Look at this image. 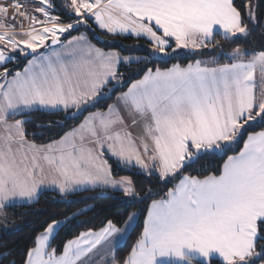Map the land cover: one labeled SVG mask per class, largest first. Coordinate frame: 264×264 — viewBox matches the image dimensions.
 <instances>
[{
    "label": "snow or ice",
    "instance_id": "snow-or-ice-1",
    "mask_svg": "<svg viewBox=\"0 0 264 264\" xmlns=\"http://www.w3.org/2000/svg\"><path fill=\"white\" fill-rule=\"evenodd\" d=\"M261 4L264 0H0L4 226L9 209L37 203L45 191L64 198L110 188L132 201L158 195L152 188L138 190L131 176H114L108 157L150 182L172 184L147 204L125 256L116 253L136 224V212L122 228L106 219L62 249L52 245L61 230L90 210L81 209L63 220L53 213L44 221L21 264H264V129L249 131L264 125V45L237 44L225 52L222 44L247 40L264 28ZM92 22L111 36L146 40L147 55L104 50L83 33L62 39ZM215 49L220 52L208 59L148 67L181 50ZM19 60H26L22 70L7 66ZM121 66L143 75L105 110L89 113L48 144L27 139L25 125L34 112L75 119L110 98L125 83ZM53 124L62 126L50 121L48 127ZM218 155H226L222 165L203 174L207 162L201 161Z\"/></svg>",
    "mask_w": 264,
    "mask_h": 264
},
{
    "label": "trees",
    "instance_id": "trees-1",
    "mask_svg": "<svg viewBox=\"0 0 264 264\" xmlns=\"http://www.w3.org/2000/svg\"><path fill=\"white\" fill-rule=\"evenodd\" d=\"M254 2L260 4L261 0H254ZM236 3L239 4L240 0H236ZM258 14L261 24H264V4H261ZM81 33L86 34L90 41L104 50L123 49L126 54L131 51L133 55L140 56L147 55L149 50L148 43L144 39L137 40L131 36L106 35L101 33L93 23L91 28L86 29L81 26L78 30L72 31L70 35L66 34L62 39L65 40ZM217 39H219V37ZM222 44L225 52L231 51L237 44L259 49L261 45H264V28H256L247 40H237L236 43L233 44L224 43L222 41ZM219 52L220 49H215L214 51L205 50L203 54H177L174 59H169L167 62H163L157 57L148 67L166 68L170 67L173 63H181L184 65L196 59L209 58L213 55H217ZM25 62L26 60H20L17 64L10 63L7 66L13 71L21 70ZM132 67L135 68L137 66L133 65ZM120 72L125 77L123 87H118L116 91L112 92L110 98H103L99 103L95 104V106L88 107L87 110L83 111L75 119H65L63 112H57L55 114L34 112L29 117L31 122L25 125L27 139L38 145L48 144L54 139L58 140L65 132L78 125L89 113L105 110L108 104L115 101L120 91H126L132 80L139 79L140 76L143 75V73H140V75L133 76L124 66L120 67ZM130 76L131 79H129ZM22 118L23 117L19 116L16 117V119ZM50 121H60L62 122V126L53 124V126L48 127ZM37 125H43V127H38ZM262 129H264V125H255L250 127L249 131H259ZM240 147H242V141L240 145L235 148V151L238 152ZM232 154V152L227 153V155ZM108 159L109 163L112 165L114 176H131L138 190L145 191L148 188H152L154 191L158 192V195L149 197L147 200L137 199L132 201L128 198H124L123 194L118 191L104 189L77 191L68 195L66 198H60L57 192L45 191L42 193L37 203L8 210L7 219L10 227L0 230V255L7 252H11V255L0 260V264H10L12 260H15L16 264H21L27 247L33 246V237L43 230L42 225L46 226L44 221L47 220L50 222L53 213L56 214L54 217L55 219L63 220L66 215H70L81 209L90 210L85 211L83 215L77 216L67 227L61 230L52 241V245L62 249L64 242L72 239L74 236L78 235L79 232L87 230L88 228L101 227L102 221H106V219H113L117 223V226L122 228L128 215L136 212L138 213L136 224L129 232L124 243L119 246L116 253L118 257L125 256L142 228V222L147 213V204L151 202V199L161 198L164 193H166L167 189L172 187V184L164 186L163 184L156 183L154 180L150 182L149 178L137 174L136 169L128 170L118 167L115 160L110 157H108ZM224 159H226V155L206 157L204 161H201V164H204L205 161L207 162L203 174L215 171L222 165ZM192 174H196V172L192 171Z\"/></svg>",
    "mask_w": 264,
    "mask_h": 264
},
{
    "label": "crops",
    "instance_id": "crops-1",
    "mask_svg": "<svg viewBox=\"0 0 264 264\" xmlns=\"http://www.w3.org/2000/svg\"><path fill=\"white\" fill-rule=\"evenodd\" d=\"M37 15H39V14H37ZM93 24H94V22H92ZM95 25V24H94ZM95 27L101 32V33H103V34H106V35H109V34H107L106 32H104V31H102V30H100L96 25H95ZM84 34V33H83ZM66 35V34H65ZM64 35V36H65ZM79 35V34H78ZM63 36V37H64ZM76 36V35H75ZM111 36V35H110ZM117 36H119V35H117ZM62 37V38H63ZM132 37V36H131ZM71 38V37H70ZM70 38H68V39H70ZM135 38V37H134ZM68 39H65L64 41L66 42ZM92 42V41H91ZM93 43V42H92ZM94 44V43H93ZM206 59H208V58H206ZM20 61V60H19ZM18 61V62H19ZM18 62H15V63H13V64H17ZM25 64H26V62H25ZM24 64V65H25ZM24 65H23V67H24ZM23 67H22V69H23ZM21 69V70H22ZM116 99V98H115ZM114 103V102H113ZM132 131L134 132V133H138V131H139V128L137 127V128H135V129H132ZM117 178H119V177H117ZM96 189H104V190H112V189H110V188H107V189H105V188H96ZM112 191H114V190H112ZM119 192V191H118ZM120 193H122V192H120ZM147 214V213H146ZM10 227V225L7 223V225L6 226H4V221L2 220V219H0V230L1 229H6V228H9ZM124 227V226H123ZM131 230L129 229V232H130ZM125 241V240H124ZM124 241H122L121 242V244H120V246L124 243Z\"/></svg>",
    "mask_w": 264,
    "mask_h": 264
},
{
    "label": "rangeland",
    "instance_id": "rangeland-1",
    "mask_svg": "<svg viewBox=\"0 0 264 264\" xmlns=\"http://www.w3.org/2000/svg\"><path fill=\"white\" fill-rule=\"evenodd\" d=\"M177 54H191V53H189L187 50H181L180 52H178ZM112 159V158H111ZM114 160V159H113ZM61 198V197H60ZM64 198H66V197H64ZM132 228H130V230H131Z\"/></svg>",
    "mask_w": 264,
    "mask_h": 264
},
{
    "label": "built area",
    "instance_id": "built-area-1",
    "mask_svg": "<svg viewBox=\"0 0 264 264\" xmlns=\"http://www.w3.org/2000/svg\"><path fill=\"white\" fill-rule=\"evenodd\" d=\"M3 2H10V0H3Z\"/></svg>",
    "mask_w": 264,
    "mask_h": 264
}]
</instances>
